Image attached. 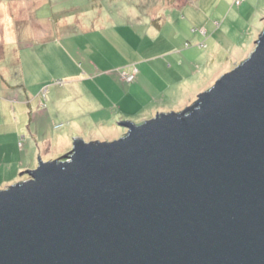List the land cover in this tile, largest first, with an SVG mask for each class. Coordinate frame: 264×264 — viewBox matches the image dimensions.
I'll return each mask as SVG.
<instances>
[{"label": "water", "instance_id": "95a60500", "mask_svg": "<svg viewBox=\"0 0 264 264\" xmlns=\"http://www.w3.org/2000/svg\"><path fill=\"white\" fill-rule=\"evenodd\" d=\"M196 95L0 188V264H264V24Z\"/></svg>", "mask_w": 264, "mask_h": 264}, {"label": "rangeland", "instance_id": "374dc122", "mask_svg": "<svg viewBox=\"0 0 264 264\" xmlns=\"http://www.w3.org/2000/svg\"><path fill=\"white\" fill-rule=\"evenodd\" d=\"M32 1L41 3L36 9L38 17L51 15L54 19H67L68 25L58 22L62 37H58L56 45L51 41L37 46L34 52L31 47L25 48L23 40L19 56L23 58L25 52L22 59L25 82L21 83L26 91L22 88L14 91L16 100L6 98L7 90L2 92L0 79V130L4 133L0 135V165L4 168L9 166L7 172L0 168V180L6 175H13L9 171L16 173L18 180L15 182L28 179L24 169H32L33 161L36 167L38 157L45 161L55 159L72 149L73 138L98 133V129H91L92 126L84 128L83 123L90 112L69 119L58 114V107L50 100L52 92L56 91L54 96L58 97L60 90L68 91L77 79L74 74L79 75L82 84L87 85L100 100L107 96L108 91L115 103V98L131 95L130 90L134 87H127L136 81L138 74L135 68L132 72L134 79L131 80L124 76L130 71L118 68H124L137 56H144L145 59V55L150 54L143 64L152 67L165 61L169 70L173 67L172 76L168 79V76L153 74L147 80L143 79L135 92L139 89L147 91L145 86L149 83L150 96L164 93L155 102L160 103L162 108L153 113L161 111L166 105H188L197 99L196 92L204 91L206 85H213L216 78L225 73L227 66L236 65L249 56V50L253 51L257 33L262 32L264 24V0H241L240 3L237 0H191V4H186L182 11L169 7L185 0ZM93 5L103 12L92 10L76 16L79 9L84 12ZM16 10L15 14L20 8ZM77 17L80 19L75 21ZM157 17L164 18L159 31L149 27L152 19ZM20 26L26 31L23 22ZM112 30L116 38L109 36ZM171 46L175 47V51L168 52ZM25 60L30 66L25 64ZM36 61L41 62L42 69H35ZM111 69H115L126 83L117 84L109 77L90 76ZM6 75L11 84L20 83ZM109 83H114L111 89ZM95 84L101 85L102 89L94 90ZM32 98L41 99L37 100L35 107L29 108L27 100ZM38 105L46 108L41 112L37 109ZM108 110L116 113L119 108ZM12 123L13 127H10ZM121 127L126 130V127ZM33 141L36 142L35 148L31 146ZM5 187L7 185L1 188Z\"/></svg>", "mask_w": 264, "mask_h": 264}, {"label": "crops", "instance_id": "0c3cea01", "mask_svg": "<svg viewBox=\"0 0 264 264\" xmlns=\"http://www.w3.org/2000/svg\"><path fill=\"white\" fill-rule=\"evenodd\" d=\"M190 2L192 1L185 0L184 2L173 4L169 8L181 10L182 8H184L186 4H189ZM39 4H41L39 3V1H32V0H0V11H1L0 20L8 16L6 19H4V21H0L2 25V26L0 25V79L2 83V88H1L2 92L4 93V90L5 89L7 90L5 96L6 98L10 99L9 101L17 99L15 97L16 93L13 95V92L16 91L17 89L22 88L26 91L24 84L21 83V82H25V80L23 79L25 72L23 71L22 68L23 65L22 59L25 57V52L23 53V58L19 56L21 53V45H23V40L25 42L24 45L25 48L31 47L32 50L35 52V48L37 46L46 45L45 43L48 42L50 43L51 41H53L54 45L57 44L58 37H62L60 31H58V22L61 24L67 23L68 25L67 19L58 20V18L54 19V16L51 15H48L45 18L38 17L36 15V9H37V5ZM96 4L99 5L101 3L99 4L96 3ZM96 6L93 5L92 8H87L84 12L80 11L79 9L76 16H78L80 13H89L92 10L94 11L100 10V12H103L102 9H98ZM102 6L103 5H101L100 7ZM17 7L20 8V11L17 14H15V12L17 11L16 10ZM91 18L93 19V17ZM79 19L80 17H77L75 18V21ZM20 22L24 23L26 31L21 29ZM163 24H164V18L162 19L160 26H156V24L153 23V19H152L151 24H149V27H153L157 29V31H159V29L163 27ZM80 27L83 30H88L87 27L84 26H80ZM109 36L116 38L114 30L111 31V34ZM112 37H110L111 40L114 39ZM33 44H35V46ZM171 51H175V47L171 46L168 52ZM149 55L150 54H146L145 55L146 58H148ZM143 57L144 56H137L134 60L129 61L127 65H124V68L121 67L118 68V70L125 69L126 71H131L136 68L138 74L136 73V79H135L136 81L131 82V85L127 87L129 89H132L134 87V90H130L131 95H128L127 97L124 98H120V97L115 98L116 101L115 103L112 100L111 96L108 95L110 94L108 93V91H107V96L105 95L103 100H100L98 95L90 92L92 90L88 89L87 85L82 84V81H80L79 79V75H75V74L73 75V77L77 79L72 82V86L70 85V87H68V91L65 89L60 90L58 97L54 96L56 91L52 93L50 92L51 93L50 100L55 106L58 107V114L60 113L62 116L69 119L78 117L83 112L86 111L90 112L87 115L86 120L83 124L85 126L84 128L86 129H89L91 126H92L91 129L94 130L98 129V133L95 136H115L117 134L119 136L124 131V128L118 124L119 120L121 121L127 119V120H133L135 122V117H129V115L146 116V114L150 115L153 113V111L162 108L160 107L161 106L160 103H155V102L159 98L163 97L164 93L163 92L160 94L158 93L157 96H150L149 89L151 88L150 87L151 84L149 83L146 84L145 87L147 88V91L146 89L145 91H141L139 89L137 92H135V89L139 86L142 80L143 79L147 80L149 76L153 74L155 75L156 73H159L161 76L164 77L168 76V79L171 78L172 76L171 71L173 67H171V70H169L165 61L159 62L158 64H155V66L150 67L149 65L143 64L145 63V61H147V59L146 58L144 59ZM26 63H28L27 60H25V64ZM132 64H134L135 66L132 67ZM171 64L172 63H170L169 65L171 66ZM28 65L30 66L29 63ZM34 67L35 69H39V70L42 69L41 62L36 61ZM6 73L10 75L16 82H20V83L11 84L7 78ZM98 73L99 72H97V74L95 75L91 74L90 76H92V78L94 77L96 78L97 76L99 78L109 77L110 80L116 81L117 84L126 83L124 80H122L119 73L115 72V69H111L106 72L101 71V73L99 74ZM111 84L114 83H109L110 89L112 88ZM99 88L102 89L101 85L95 84L94 90H97ZM38 99L32 98V100H27L29 103V108L35 107L37 105ZM112 107L119 108V111H117L116 113H111L110 112L111 110L109 111L108 109H111ZM45 108L46 107L42 108L39 105L37 106V109L41 112ZM10 127H13V123ZM3 134L4 133L0 130V135ZM35 143L33 141L31 144L32 147L34 146L33 148H35ZM45 143H47V141H45ZM33 164L35 166L36 162L33 161ZM26 167H32V166L27 165ZM0 168L3 169V171L5 170L7 172L9 166L4 168L3 165H0ZM9 172L12 173L13 175H6V178L8 179L6 178L1 179L0 188L6 185L8 186V184H12L16 180H18L16 179L17 175H15L16 173L14 171H9Z\"/></svg>", "mask_w": 264, "mask_h": 264}, {"label": "trees", "instance_id": "16d2710c", "mask_svg": "<svg viewBox=\"0 0 264 264\" xmlns=\"http://www.w3.org/2000/svg\"><path fill=\"white\" fill-rule=\"evenodd\" d=\"M141 5V4H140ZM143 8V7H140ZM162 20L157 18H153V23L156 24V26H160L161 25ZM134 70H131L130 73H132Z\"/></svg>", "mask_w": 264, "mask_h": 264}, {"label": "built area", "instance_id": "2783aa9c", "mask_svg": "<svg viewBox=\"0 0 264 264\" xmlns=\"http://www.w3.org/2000/svg\"><path fill=\"white\" fill-rule=\"evenodd\" d=\"M241 0H237V3H240ZM125 77H127L128 79L133 80L134 79V73H130V74H124Z\"/></svg>", "mask_w": 264, "mask_h": 264}]
</instances>
